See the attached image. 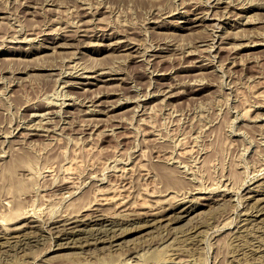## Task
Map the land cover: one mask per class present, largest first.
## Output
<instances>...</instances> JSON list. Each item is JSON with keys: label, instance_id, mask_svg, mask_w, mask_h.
I'll list each match as a JSON object with an SVG mask.
<instances>
[{"label": "rangeland", "instance_id": "rangeland-1", "mask_svg": "<svg viewBox=\"0 0 264 264\" xmlns=\"http://www.w3.org/2000/svg\"><path fill=\"white\" fill-rule=\"evenodd\" d=\"M249 1L0 0V167L4 169L6 166L4 164H9L16 153H30V156L36 157L40 163L39 166L35 158L33 163L31 162L35 165L31 170L36 169L32 172L36 174H33V180L29 178V174H24L26 177L22 175L21 171L24 173V170L17 169L20 172L16 170L18 173L13 172L14 175H12V172L0 168L1 180L8 179L10 176L14 179L17 173V179L12 180L15 191L12 195L15 201L19 200L17 196L22 195V200L19 201L26 202H23L24 205L26 204L25 208L33 207L31 202L34 204L35 199L39 206H35L37 205L35 203L33 207L35 210L29 209L30 218L37 222H34V227L31 226L33 223L31 222L30 226L16 232L10 231V225L11 227L21 225L30 218L19 222L14 221V223L10 217L11 208L9 209L7 204L8 208L5 207V210L2 207L0 264H130L131 262L135 264L136 261L138 264H264V109H262L264 107V9H253L246 11L247 13L240 9L251 3L264 6V0L255 2L251 0V3ZM99 2H102L104 7H101L100 13L92 18L91 14H87L88 10L91 11L89 6L95 8L100 6ZM207 3L221 7L218 12H223L217 15L218 17L220 15L222 19H214L212 13L214 6H211L209 14L206 15L204 9L209 10L206 8L209 7ZM228 10L231 12L227 13ZM165 11L168 14L160 16L159 13ZM95 17L101 19L98 25L93 24L96 25L97 36L80 35L88 31L93 33L91 24ZM259 17L262 18L259 19ZM79 18L88 21L82 25H79L81 21L74 26L65 24V22L78 21ZM61 24L64 27L63 31L58 29ZM26 28L29 29L28 32L34 33L21 34ZM20 29L22 32L18 34L17 31ZM59 30L68 37L63 35L62 39L53 43L49 36H59L60 32L54 33ZM43 31L51 32V35L43 34ZM114 31H128V36L119 34L121 35L119 40L102 38L103 33L110 34ZM13 33L15 35L17 33L18 37L12 38L10 35ZM230 35L232 38H229ZM31 38L35 39L30 41ZM128 38L137 42L134 48L140 47L139 52L133 50L131 47L133 43L127 45L130 42ZM58 43L65 46L57 45ZM121 44L122 46H119ZM161 47H168V49L158 53ZM190 50L193 51L188 54ZM156 53L158 56L155 55ZM42 65L45 67L29 69ZM103 71L105 73L102 75ZM70 72H76L82 76L74 77L73 85L65 81ZM114 91L115 93H111ZM96 95H99L100 99L94 104L90 99ZM39 98L49 100V105L55 103V106L42 110L26 107L27 104ZM144 100L148 102L145 103ZM68 103L77 104L73 107L68 106ZM116 104H120L121 107L114 108ZM245 108L248 114L245 113ZM99 109L101 111L98 113H86ZM257 113L261 118L257 121L250 120L255 118ZM30 127L35 128L29 132L37 134H28V136ZM9 130H11L10 133ZM67 142H70L69 145ZM18 144L21 145L18 146ZM65 145L68 147L64 148ZM8 146H10L9 150ZM16 147H19V150ZM6 148L7 152H5ZM73 148L78 151L76 152ZM180 149L181 153L186 152L185 155L177 153ZM188 149H190L189 152L186 151ZM23 150H25L24 153ZM76 156L82 159L77 160ZM39 157L41 160L38 159ZM126 157L127 160H125ZM139 157L141 158L138 159ZM178 157L183 161L181 162ZM47 159L52 162L48 163ZM125 161H128L127 164ZM79 162L81 163L78 164ZM138 162L140 164L145 162L146 167L149 166L152 169L154 167L155 170H164L163 166L167 168L168 164L169 167H176L174 170L177 171V177L178 174L181 176H179L180 181L177 180L175 185L183 186L181 185L183 182L184 186L187 185V189L183 186L184 188L176 194L169 189L174 188L169 187V183L159 185L153 177L144 178L143 181V170L138 167L140 166ZM61 163L64 166L67 163L66 168L69 164L75 165L71 167L72 169L68 168V171L71 170L70 173H66L67 169L65 170ZM123 163L126 168L128 167L127 173L118 170L124 165ZM52 164L54 170L50 174L53 175H45L48 172H43L42 168ZM78 165L81 167L79 168ZM185 166L188 172L185 171ZM63 169L65 175L73 174L74 176L71 175L73 178L67 180L68 182L64 180ZM25 171L28 173L27 170ZM91 172L95 174L91 176ZM96 174L99 178L95 176ZM124 175H128V178H123ZM139 175H142L141 178L136 177ZM105 176L106 179L103 180ZM62 179L66 183L60 182ZM1 180L0 194L2 195L9 190L3 188L2 183L5 182ZM125 180L126 182L129 180L130 184L129 182L127 184ZM34 181L39 184L37 185ZM18 183H22L21 186ZM34 184L36 186H33ZM198 184H200L199 187ZM189 185H192L193 190L191 188L189 190ZM142 186L146 189H141ZM36 187H38L37 190ZM159 188H164V192ZM19 190L23 191V194L21 191L20 194ZM53 193V199H49ZM208 193L214 198L210 200L211 203L206 204V200L197 199V195L204 196ZM101 194L113 196V199L107 200V203L105 200H97V197L101 198ZM163 194H169L168 196L172 197L176 195L173 197L174 200L175 197L183 198L184 202L176 212H169L171 215L168 220L162 222L161 227L144 226L142 223L145 221L137 218L138 214L135 213L151 207L154 200L165 197ZM182 194L186 196L183 197ZM28 197L30 199L27 202ZM193 197L195 201L192 200ZM173 199L171 198L172 201ZM123 200L126 202L122 203ZM198 201L200 204L194 211L189 212L190 214L182 210L189 206H196ZM11 202L9 204H12ZM131 202L132 204H129ZM140 203H144L146 207L141 209L138 207L142 205ZM84 205L86 208L91 205L90 208H96L108 214L110 219L116 220H113L112 224L102 219L98 222L94 221L90 219L93 209L84 210ZM166 207H168L167 204ZM7 210L9 214L5 213V215L12 221L6 217L4 220V212ZM131 210H135V213ZM38 211L44 213L38 214ZM49 218L50 221H48ZM77 218H85L86 221L84 223L73 221L68 226L82 229L77 232L69 231L61 237L62 231L59 229L64 227V221ZM137 219H140L141 223ZM3 221L5 222L2 224ZM55 225L60 226L59 229L57 228L58 231L53 230L56 229ZM135 225H137L136 230ZM106 226L112 229L114 226L115 231L105 229ZM108 232L120 234L121 237L115 241L119 244L112 246L111 241H103V243L100 241L102 238L109 237ZM97 235L102 238L95 241ZM86 238L89 239L86 240ZM132 249H140L139 253L143 254L138 256L141 255L142 258L132 257L130 260ZM164 256L168 260L163 258Z\"/></svg>", "mask_w": 264, "mask_h": 264}, {"label": "bare ground", "instance_id": "bare-ground-1", "mask_svg": "<svg viewBox=\"0 0 264 264\" xmlns=\"http://www.w3.org/2000/svg\"><path fill=\"white\" fill-rule=\"evenodd\" d=\"M209 1H211V0H209ZM232 1H234V0H232ZM255 1H259V0H253V2H255ZM184 2V1H183ZM186 2V1H185ZM230 2V1H229ZM237 2V1H236ZM243 2H244V0H243ZM246 2V1H245ZM250 3H251V0L249 1ZM217 3H219V2H217ZM232 3V2H231ZM264 3V2H263ZM208 4V3H207ZM249 4V3H248ZM98 5H100V6H97V7H91V6H89V8L91 9V11H87V14H91L92 16V18H94V16H96V14H98V13H100V9H101V7H104V5H102V2H99V4ZM102 5V6H101ZM204 5V4H203ZM209 5V7H206V8H209V10L208 11H206V9H204V11H205V13H206V15H208L209 14V11H210V9H211V6H214L215 7V9L214 10H212V13H213V17H214V19H222V17H220V15H219V17H218V13L220 14V12H223V11H219L218 12V10L221 8L219 5H216V4H208ZM226 5H228V4H226ZM230 5V4H229ZM228 5V6H229ZM207 6V5H206ZM36 7V6H35ZM239 7V6H238ZM213 8V7H212ZM229 8V7H228ZM227 8V9H228ZM84 9V8H83ZM227 9H225V10H227ZM236 9V8H235ZM241 10H242V12H246V11H250V10H253V9H264V6L263 5H261V4H258V3H251V4H249L248 6H245V7H242V8H240ZM94 10V11H93ZM222 10V9H221ZM224 10V11H225ZM171 11H173V9L171 10ZM201 11V10H200ZM229 12H227V13H230L231 11L230 10H228ZM233 11V10H232ZM77 12V11H76ZM226 12V11H225ZM255 12V11H254ZM258 12V11H257ZM260 12V11H259ZM165 13H167V11H165V12H163V13H159L160 14V16H162L163 14H165ZM173 13V12H172ZM204 13V12H203ZM204 13V14H205ZM247 13V12H246ZM77 14V13H76ZM168 14V13H167ZM184 14V13H183ZM196 14H197V12H196ZM199 14V13H198ZM226 14V13H225ZM261 14H263L262 12H261ZM203 15V14H202ZM211 15V14H210ZM222 15V14H221ZM224 15V14H223ZM222 15V16H223ZM239 15V14H238ZM75 16V15H74ZM253 16V15H252ZM76 17H78V16H76ZM196 17H198V16H196ZM208 17V16H207ZM161 18V17H160ZM162 18H164V17H162ZM260 18H262V17H259V19ZM98 19V20H97ZM205 19V18H204ZM256 19H257V17H256ZM75 20V19H74ZM101 19H99V18H97V17H95V19H94V21L91 19V21H93L92 22V24L91 25H93V24H95L96 23V25H98V22H101L100 21ZM165 20V19H164ZM81 21V23L79 24V25H82V24H85V22L86 21H88V20H82V18H79L78 19V21H70V22H65V24H67V25H71V26H74V25H78V24H75V23H77V22H80ZM158 22V21H157ZM190 22V21H189ZM159 23V22H158ZM200 23V22H199ZM213 23H215V22H213ZM212 23V24H213ZM218 23V22H217ZM161 24V23H160ZM160 24H158V25H160ZM196 24H198V23H196ZM196 24H194V25H196ZM216 24V23H215ZM96 25H93V28H92V30L91 31H93V33H89L90 31H88L87 29H85V30H87L88 31V33H85V34H80V35H87V36H97V33L95 32V30L97 29L96 28ZM218 25V24H217ZM161 26H163V25H161ZM185 26V25H184ZM189 26H191V25H189ZM214 26V25H213ZM66 27V26H65ZM68 27V26H67ZM58 29H61L62 31H63V29H64V27L62 26V24L59 26V28ZM125 29H126V27H125ZM128 29V28H127ZM81 30V29H80ZM79 30V31H80ZM244 30H246V29H244ZM29 31V29H25L24 30V32L23 33H21V34H30V33H34V32H28ZM60 32V30L59 31H56V32H54V33H59L60 32V35L59 36H53V35H51V32H46L45 33V31H43V34H49V35H51V36H49V38H52V42L53 43H57L58 42V40L59 39H62V37H63V35H65V36H67L68 37V35L67 34H63V32ZM120 31V30H119ZM119 31H114L113 33H103L102 34V38H107V39H110L111 40V38H116L115 40H117L118 38H121L120 36H119V34H122V35H124V37H127L128 36V34H127V32H119ZM126 31V30H125ZM131 31V30H130ZM16 31H14V33H15ZM19 32H22V29H20V30H18L17 31V33L19 34ZM229 32V31H228ZM248 32V31H247ZM12 34V35H10L12 38H17L18 37V34L16 33V35L15 34ZM214 33V32H213ZM227 33V32H226ZM231 33V32H230ZM249 33V32H248ZM4 34H5V32H4ZM42 34V33H41ZM242 34V33H241ZM244 34V33H243ZM242 34V35H243ZM246 34V33H245ZM35 35V34H34ZM38 35H39V33H38ZM215 35V34H214ZM247 36H248V34H246ZM252 35V34H251ZM9 36V37H10ZM213 36V35H212ZM223 36V35H222ZM236 36V35H235ZM240 36V35H239ZM27 37V35L25 36V38ZM223 37H226V36H223ZM229 37V36H228ZM250 37V36H249ZM248 37V38H249ZM133 38V37H132ZM132 38H128V41H130L127 45H129V44H131V43H133L134 45L133 46H131L132 48H133V50L134 51H138V49L140 48H134V47H136V41H133V39ZM209 38H211V36L209 37ZM208 38V39H209ZM213 38V37H212ZM215 38V37H214ZM229 38H232V36L230 35V37ZM242 38H243V36H242ZM247 38V39H248ZM35 38H31L30 39V41L31 40H34ZM70 39V38H69ZM127 39V38H126ZM236 39V38H235ZM68 40V39H67ZM119 40V39H118ZM121 40V39H120ZM124 41V40H123ZM113 42H114V40H113ZM136 42V43H135ZM118 43H120V42H118ZM57 45H62V46H65V45H63V44H57ZM66 45H71V44H66ZM112 45H113V43H112ZM127 45H125L126 47H127ZM138 45V44H137ZM119 46H122V44L121 45H119ZM113 47V46H112ZM116 48V47H115ZM33 49H35V47L33 48ZM42 49V48H41ZM168 49V47H161V48H159V50H158V53H161L162 51H165V50H167ZM222 49V48H221ZM191 51H193V50H190V51H188V54H189V52L191 53ZM139 52V51H138ZM144 54V53H143ZM192 54H193V52H192ZM155 55H157L158 56V54L156 53ZM147 61V60H146ZM45 66L44 65H42V66H40V67H30L29 69H41V68H44ZM197 67H199V66H197ZM79 68V67H78ZM87 69V68H86ZM23 70V69H22ZM89 70V69H88ZM110 70H113V69H110ZM24 71V70H23ZM94 71H96V70H94ZM114 71V70H113ZM118 71H120V70H118ZM20 72V71H19ZM112 72V71H111ZM110 72V73H111ZM103 73H105L104 71L103 72H101V74L103 75ZM107 73V72H106ZM118 73V72H117ZM108 74V73H107ZM99 75V74H98ZM100 76V75H99ZM74 77H82L81 76V74H76V72L75 73H72V72H70L68 75H67V79L65 80L67 83L68 82H70L71 83V85H73L75 82H73V78ZM88 77V76H87ZM117 79H119V78H117ZM89 83V82H88ZM199 89V88H198ZM111 93H115V91L114 92H111ZM108 94V93H107ZM147 95H149V94H147ZM99 95H96V97H94V98H89L91 101H93L94 102V104H95V102L97 101V100H99L100 99V97H98ZM77 98V97H76ZM103 100V99H102ZM138 100H139V96H138ZM49 101V100H48ZM48 101H46L45 99H37V100H35V101H33V102H31V103H29V104H27L26 105V107L27 108H29V109H33V110H42V109H44V108H46V107H53V106H55L54 104L53 105H49V102ZM105 101V100H104ZM114 101V100H113ZM64 101H62V103H63ZM144 102L146 103V102H148V100H144ZM92 103V102H91ZM100 103H101V101H100ZM104 103V102H103ZM76 104L77 103H73V104H70V103H68V106H73V107H75L76 106ZM82 104V103H81ZM84 104V103H83ZM137 104V103H136ZM138 104H140V102L138 103ZM254 104V103H253ZM1 105V104H0ZM63 105V104H62ZM146 105V104H145ZM94 106V105H93ZM252 106V105H251ZM250 106V107H251ZM61 107H63V106H61ZM115 107H121V105L119 104H116V105H114V108ZM249 107V108H250ZM255 107V106H254ZM3 108V107H2ZM111 108V107H110ZM113 108V109H114ZM125 108V107H124ZM138 108H139V106H138ZM259 108H261V106L259 107ZM262 109H264V107L262 108ZM251 110V109H250ZM70 111V110H69ZM91 111V110H90ZM99 111H101L100 109L99 110H92L91 112H86V113H92V114H94V113H98ZM118 111V110H117ZM121 111V110H120ZM137 111V110H136ZM247 110H246V108H245V113H247L248 114V112H246ZM248 111H249V109H248ZM257 112V111H256ZM48 113H51V112H48ZM259 113H257V115H258ZM246 115V114H245ZM255 116V118H253V119H250V120H252V121H257V119L258 118H261L260 117V114H259V116ZM252 118V117H251ZM87 119V118H86ZM92 120V119H91ZM89 121H90V119H89ZM88 121V122H89ZM84 122H85V120H84ZM92 123V122H91ZM82 124V123H81ZM97 124V123H96ZM95 124V125H96ZM19 125V124H18ZM29 125V124H28ZM27 125V126H28ZM90 125V124H89ZM40 126V125H39ZM80 126V125H79ZM85 126V125H84ZM31 127H33L32 125H31ZM30 127V128H31ZM37 127V126H36ZM86 127V126H85ZM35 128V127H34ZM34 128L32 129H30V130H28V133H27V135L29 134V135H32V134H37V133H30L31 131H33L34 130ZM25 129H26V127H25ZM36 129H38V128H36ZM45 129V128H44ZM87 129V128H86ZM48 131H49V129H47ZM10 131L11 130H9V133H10ZM25 131V130H24ZM30 131V132H29ZM153 131V130H152ZM151 131V132H152ZM6 132V131H5ZM22 132V131H21ZM27 132V131H26ZM2 133V132H1ZM13 133V132H12ZM24 133V132H23ZM155 133V132H154ZM3 134V133H2ZM147 134V133H146ZM21 135V134H20ZM28 135V136H29ZM24 136V135H23ZM21 137V136H20ZM60 138H62V137H60ZM161 138H163V137H161ZM22 139H23V137H22ZM27 139H29V138H27ZM180 140H182V139H180ZM180 140H178V141H180ZM1 141V140H0ZM2 141H6V140H2ZM70 141V140H69ZM146 141V140H145ZM177 141V142H178ZM11 142H12V140H11ZM176 142V143H177ZM20 143V142H19ZM23 143H25V142H23ZM68 143V142H67ZM70 143V142H69ZM69 143H68V145H69ZM22 144V143H21ZM20 144V145H21ZM27 144V143H26ZM140 144V143H139ZM175 144V143H174ZM182 144V143H181ZM19 144H18V146H20ZM29 145V144H28ZM177 145H179V144H177ZM2 146V145H1ZM3 146H4V143H3ZM2 146V147H3ZM27 146V145H26ZM30 146V145H29ZM63 146V145H62ZM84 146V145H83ZM9 147L10 146H8V150H9ZM14 147V146H13ZM25 147V146H24ZM66 147H68V146H66L65 145V147L64 148H66ZM181 147H184V146H181ZM1 148V147H0ZM16 148H18V150H19V147H16ZM21 148V147H20ZM60 148V147H59ZM159 148V147H158ZM158 148H156V149H158ZM12 149V148H11ZM23 149V148H22ZM21 149V150H22ZM25 149V148H24ZM28 149V148H27ZM29 149H30V147H29ZM50 149V148H49ZM73 149H75V148H73ZM156 149H155V151H156ZM166 149V148H165ZM176 149V148H175ZM175 149H173V150H175ZM177 149H178V147H177ZM185 149H187V148H185ZM185 149H184V151H185ZM2 150H4L3 148H2ZM7 150V148L5 149V152H7L6 151ZM51 150V149H50ZM154 150V149H153ZM168 150V149H167ZM183 150V149H182ZM12 151V150H11ZM14 151V150H13ZM31 151V150H30ZM54 151V150H53ZM75 151L77 152L78 150H76L75 149ZM135 151V150H134ZM144 151V150H143ZM160 151V150H159ZM169 151V150H168ZM167 151V152H168ZM172 151V150H171ZM175 151H177V150H175ZM174 151V152H175ZM186 151H190V149H188V150H186ZM4 152V151H3ZM10 152V151H9ZM16 152V151H15ZM25 152V150H23V153ZM26 152H27V150H26ZM32 152V151H31ZM132 152V151H131ZM163 152V151H162ZM173 152V151H172ZM14 153V152H13ZM80 153V152H79ZM135 153V152H134ZM133 153V154H134ZM156 153V152H155ZM158 153H160V152H158ZM164 153V152H163ZM177 153H179V155H180V153H181V149H180V151L179 152H177ZM183 153L184 152H182L181 153V155H183ZM186 153V152H185ZM185 153H184V155H185ZM1 154V153H0ZM10 154H12V153H10ZM9 154V155H10ZM33 154H34V151H33ZM132 154V153H131ZM141 154V153H140ZM165 154V153H164ZM166 154H168V153H166ZM176 154V153H175ZM3 155V154H2ZM13 155H15V154H13ZM35 155V154H34ZM36 155H38V154H36ZM49 155V154H48ZM47 155V156H48ZM75 155V154H74ZM73 155V156H74ZM76 155H78V154H76ZM135 155V154H134ZM155 155V154H154ZM172 155V154H171ZM1 156V155H0ZM8 156V155H7ZM33 156V155H32ZM32 156H30V153L29 154H21V153H16V155H15V157L13 158V160H11L10 162H9V164H7V163H5L4 165H6V166H4L5 168L3 169V168H1V169H3L4 171H6V170H8V171H10V173L12 172V175H14V173L15 172H20V170H24V173H23V171H21L22 172V175L23 176H25L26 174H29L28 176H29V178L31 177V179L33 180L34 178H32L33 177V174H35V173H33L32 174V172H34V171H36V169L35 170H31V168H32V166H35V165H33L32 163V161L34 160V158L36 159V157H32ZM39 156H41V154L39 155ZM45 156V155H44ZM50 156H51V154H50ZM49 156V157H50ZM138 156V155H137ZM142 156V155H141ZM144 156V155H143ZM156 156V155H155ZM161 156V155H160ZM2 157H4V156H2ZM57 157V156H56ZM77 157V156H76ZM176 157V156H175ZM11 158H12V156H11ZM41 158H42V156H41ZM44 158V157H43ZM69 158V157H68ZM68 158H66L67 160H69ZM78 158H81V157H77V160H79ZM117 158V157H116ZM130 158V155L128 156V159ZM141 157H139L138 159H140ZM170 158V157H169ZM168 158V159H169ZM174 158V157H173ZM178 158H180V157H178ZM9 159V158H8ZM38 159H40V157L38 158ZM44 159H46V158H44ZM59 159V158H58ZM58 159H54V160H58ZM82 159V158H81ZM135 159V158H134ZM148 159V158H147ZM158 159H160L159 157H158ZM2 160V159H1ZM41 160V159H40ZM48 160V163L49 162H52L51 160L49 161V159H47ZM52 160H53V158H52ZM72 160V159H71ZM75 160V159H74ZM119 160H121L120 159V157H119ZM119 160H117V161H119ZM122 160H124V159H122ZM125 160H127V157H126V159ZM131 160V159H130ZM182 159L180 158V161H181ZM6 161H7V159H6ZM5 161V162H6ZM9 161V160H8ZM37 161V162H36ZM38 161L39 160H35V162L36 163H38ZM83 161V160H82ZM114 161H115V159H114ZM134 161V160H133ZM140 161V160H139ZM167 161V160H166ZM183 161V160H182ZM181 161V162H182ZM32 162V163H31ZM34 162V163H35ZM45 162V161H44ZM43 162V163H44ZM47 162V161H46ZM61 162V161H60ZM62 162H65V161H62ZM70 162H73V161H70ZM76 163L78 162V161H75ZM124 162V161H123ZM126 162V161H125ZM128 162V161H127ZM127 162H126V164H127ZM146 162V161H145ZM139 163L138 162V164H140V166H138V167H140L142 170H143V181L145 180L144 178H147V179H150V178H148V177H153L154 178V180L155 181H157L156 183L157 184H159V185H162V184H166V183H169L170 185H169V187H174V188H169V189H172V191H174V192H176V194H177V192H179V191H181L184 187L186 188V186H184V184H183V182H181L182 184L181 185H183V186H177V185H175L176 183V181L178 180V181H180L179 180V176H181L180 174H178L179 176L177 177V171L176 170H174V168H176V167H174V168H172V167H169V164H168V167L166 168V166H163L164 167V170H155L154 169V165L152 166L153 167V169L152 168H149V166H145L146 165V163ZM162 162V161H161ZM169 162V161H168ZM175 162V161H174ZM192 162V161H191ZM2 163H3V161H2ZM54 163V162H53ZM81 162H79L78 164H80ZM119 163H121V162H119ZM150 163H151V161H150ZM153 163H154V161H153ZM194 163V162H193ZM39 164V166H40V163H38ZM46 164V163H45ZM55 165L57 164V163H54ZM63 163H61V166H64V165H62ZM65 164V163H64ZM117 164H118V162H117ZM116 164V165H117ZM124 164V163H123ZM132 164V163H131ZM136 164V163H135ZM148 164V163H147ZM165 164H167V163H165ZM171 164V163H170ZM174 165H175V163H173ZM190 164V163H189ZM2 165V164H1ZM49 165V164H48ZM45 166L44 167V169L42 168V170H43V172H48L47 174L45 173V175H49L50 173H52L51 171L52 170H54L52 167H53V164H52V166ZM51 165V164H50ZM54 165V166H55ZM67 163H66V167H67ZM75 165V164H74ZM73 165V166H74ZM190 165H193V164H190ZM44 166V165H43ZM42 166V167H43ZM64 166V167H65ZM73 166H70V164H69V167L71 168V167H73ZM79 166V165H78ZM137 166V165H136ZM176 166V165H175ZM181 166V165H180ZM37 167V166H36ZM35 167V168H36ZM63 167V168H64ZM64 168L65 170H66V173H70V171H68V168ZM81 166H79V168H80ZM107 167V166H106ZM105 167V168H106ZM110 167H111V165H110ZM133 167V166H132ZM134 167H135V165H134ZM137 167V168H138ZM184 167V166H183ZM189 167V166H188ZM190 167H192V166H190ZM30 168V169H29ZM38 168V167H37ZM41 168V167H40ZM69 168V169H70ZM114 168H116L115 167V164H114ZM117 168H118V165H117ZM128 168V167H127ZM126 167H125V164L124 165H122V167H119V169L118 170H122L123 172L125 171L126 173L128 172V170H126L127 169ZM140 168H138V169H140ZM1 169H0V171H1ZM17 169H20V170H17ZM60 169H62V167L60 168ZM64 169H63V173L62 174H64ZM72 169V168H71ZM75 169V168H74ZM77 169V168H76ZM75 169V170H76ZM110 169V168H109ZM112 169H113V167H112ZM132 169V168H131ZM133 169H135V168H133ZM138 169H137V172H138ZM140 169V170H141ZM160 169V168H159ZM180 170H181V168H179ZM185 169H186V166H185ZM2 170V171H3ZM17 170V171H16ZM25 170H27V172L28 173H25L26 171ZM38 170V169H37ZM41 170V171H42ZM79 170V169H78ZM107 170V169H106ZM179 170V171H180ZM188 170V168L185 170V171H187ZM189 170H191V169H189ZM111 171V170H110ZM117 171V170H116ZM179 171H178V173H179ZM183 171V170H182ZM14 172V173H13ZM17 172V173H18ZM40 172V171H39ZM54 172V171H53ZM61 172V171H60ZM73 172V171H72ZM75 172V171H74ZM77 172V171H76ZM96 172V171H95ZM121 172V171H120ZM132 172V171H131ZM136 172V171H135ZM140 172V171H139ZM188 172V171H187ZM192 172V171H191ZM17 173L15 174L16 176H17ZM38 173V172H37ZM42 173V172H41ZM58 173H59V171H58ZM57 173V174H58ZM65 173V174H66ZM102 173V172H101ZM112 173V172H111ZM25 174V175H24ZM32 176H31V175ZM64 174V180L65 181H69L71 178H73L74 176H73V174H67V175H65ZM95 173H93L92 174V172H91V176L92 175H94ZM121 174H123L122 172H121ZM121 174H120V176H121ZM186 174V173H185ZM192 174H194V172H192ZM36 175V174H35ZM39 175H40V173H39ZM39 175H37V176H39ZM50 175H53V174H50ZM49 175V176H50ZM74 175H76V173L74 174ZM105 175V174H104ZM107 175V174H106ZM114 175L116 176V174L114 173ZM126 175V174H125ZM124 175V177L123 178H125V179H127L128 178V175L127 176H125ZM142 175H139V176H136V177H140L141 178V176ZM16 176H15V178H16ZM19 176H21V174H19ZM19 176H18V178H19ZM22 176V177H23ZM55 176V175H54ZM59 176V175H58ZM87 176H89V174L87 175ZM95 176H97V174L95 175ZM101 176H103L102 174H101ZM100 176V177H101ZM110 176V175H109ZM108 176V177H109ZM186 176H187V174H186ZM26 177V176H25ZM45 177V176H44ZM62 177V176H61ZM77 177V176H76ZM98 177V176H97ZM131 177V176H130ZM185 177V176H184ZM14 178V179H15ZM40 178V177H39ZM46 178L48 179V177L46 176ZM56 178H58V177H56ZM56 178H55V180H56ZM78 178V177H77ZM80 178V177H79ZM96 178V177H95ZM99 178V177H98ZM102 178V177H101ZM122 178V177H121ZM132 178H133V176H132ZM140 178L138 179V180H140ZM181 178V177H180ZM196 178V177H195ZM14 179H12V177L10 176L8 179H4V180H1V182L2 181H4L5 183L3 184L2 183V185H3V188H5V190L6 189H8L9 191H6L5 193H3L1 196H3V198L0 196V211L2 210V207H4V209L3 210H5V207L6 208H8L7 206H6V204L9 206V209L11 208V213H10V217H11V219H13V221L10 219V218H7L6 216L7 215H5V213L6 214H9V211H8V213H7V211H5L4 212V220H6V218L7 219H9V220H11L12 222H14V221H16V222H19V221H22V220H24L25 218H30V215H29V209H34L33 207H34V205H35V203H37V201H36V199H35V201H34V204L31 202V204H32V206L33 207H31V204L29 205L31 208H25L24 206L26 205H24L23 204V202H25L24 200H23V202L22 201H19L20 199H21V196L19 197V196H17V199H19V200H17V201H15V197L12 195V194H14L15 193V191L13 190V185H12V180H14ZM17 179V178H16ZM20 179V178H19ZM19 179H18V181H19ZM24 179V178H23ZM26 180H27V178H25ZM30 179V180H31ZM36 179H38V177H36ZM45 179V178H44ZM43 179V180H44ZM50 179V178H49ZM54 179V178H53ZM104 179H106V176H105V178H103V180ZM118 179V178H117ZM130 179V178H129ZM134 179H136V178H134ZM134 179H133V181H134ZM146 179V180H147ZM182 179H183V177H182ZM181 179V180H182ZM9 181V183H8V181ZM29 180V179H28ZM29 180V181H30ZM40 180V179H39ZM75 179H73V181H74ZM99 180V179H98ZM197 180V179H196ZM245 180H247V179H245ZM25 181V180H24ZM28 181V182H29ZM35 181H37V180H35ZM34 181V182H35ZM57 181H59V180H57ZM56 181V182H57ZM63 181V179L60 181V182H62ZM65 181H63L62 183H64ZM67 181V182H68ZM86 180H84V182H85ZM100 181V180H99ZM102 181V180H101ZM123 181V180H122ZM121 181V182H122ZM131 181V180H130ZM154 181V182H155ZM186 181H189V180H186ZM191 181H193V180H191ZM14 182V181H13ZM16 182V181H15ZM20 182V181H19ZM22 182V181H21ZM41 182V181H40ZM46 182V181H45ZM56 182H54L55 184H56ZM74 182H77V181H74ZM125 182H126V180H125ZM125 182L123 183V184H125ZM128 182H129V180L126 182L127 184H128ZM138 182V181H137ZM140 182H142V180L140 181ZM11 183V184H10ZM36 183V182H35ZM66 183V182H65ZM71 183V182H70ZM69 183V184H70ZM105 183V182H104ZM120 183V182H119ZM132 183H134V182H132ZM191 183V182H190ZM244 183V182H243ZM20 186H21V184L20 183H18ZM29 184V183H28ZM32 184H33V182H32ZM37 185L39 184V182L38 183H36ZM40 184H42V182L40 183ZM59 184H61V183H59ZM129 184H130V182H129ZM142 184V183H141ZM156 184V185H157ZM179 184V183H178ZM195 184V183H194ZM15 185V184H14ZM63 185V184H62ZM72 185V184H71ZM97 185V184H96ZM133 185H135V184H133ZM199 185L200 184H198V187H199ZM202 185V184H201ZM226 186H227V184H225ZM243 185V184H242ZM245 185V184H244ZM1 186V185H0ZM16 186V185H15ZM33 186H36L35 184L33 185ZM69 187H70V185H68ZM76 186H79V185H76ZM100 186V185H99ZM116 185H114V187H115ZM118 186H119V184H118ZM136 186V185H135ZM168 186V185H167ZM190 187H189V190H191L192 189V185H189ZM193 186H195V185H193ZM250 186V185H249ZM41 187V186H40ZM42 187H44V186H42ZM110 187H112L113 188V186H110ZM117 187V186H116ZM162 187V186H161ZM166 187V186H165ZM196 187V186H195ZM202 187H204L205 188V186H202ZM228 187V186H227ZM243 187V186H242ZM241 187V188H242ZM2 188V189H3ZM15 188V187H14ZM55 188V187H54ZM57 188V187H56ZM78 188V187H77ZM99 188V187H98ZM128 188V187H127ZM140 188V187H139ZM148 188V187H147ZM168 188H167V190H168ZM191 188V189H190ZM250 188V187H249ZM259 188V187H258ZM18 189V188H17ZM38 189V187H36V190ZM44 189V188H43ZM46 189V188H45ZM49 189V188H48ZM58 189V188H57ZM64 189V188H63ZM69 189V188H68ZM100 189V188H99ZM99 189H97L98 191H99ZM110 188H108V190H109ZM125 189H126V187H125ZM138 189V188H137ZM141 189H146V187L144 186H142L141 187ZM160 189V188H159ZM164 189V188H163ZM163 189H160V190H162V192H164L163 191ZM187 189V188H186ZM195 189V188H194ZM197 189V188H196ZM195 189V190H196ZM211 189V188H210ZM209 189V190H210ZM214 189V188H213ZM217 189V188H216ZM215 189V190H216ZM225 189H227V188H225ZM232 188H230V190H231ZM4 190V189H3ZM35 190V191H36ZM54 190H56V189H54ZM74 190V189H73ZM94 190H96L95 189V187H94ZM93 190V191H94ZM107 190V191H108ZM166 190V189H165ZM189 190H188V193H190L189 192ZM193 190V189H192ZM198 190V189H197ZM203 190V189H202ZM205 190V189H204ZM219 190H220V188H219ZM224 190V189H223ZM258 190V189H257ZM263 190V189H262ZM21 190H19V192H20ZM40 191V190H39ZM69 191V190H68ZM104 191V190H103ZM102 191V192H103ZM106 191V190H105ZM138 191V190H137ZM143 191V190H142ZM171 191V190H170ZM184 191V190H183ZM187 191V190H186ZM207 192H208V187H207V190H206ZM218 191V190H217ZM233 191V190H232ZM237 191V190H236ZM235 191V192H236ZM1 192V191H0ZM14 192V193H13ZM22 192V194H23V191H21ZM21 192H20V194H21ZM29 192H30V190H29ZM31 192H32V190H31ZM37 192V191H36ZM53 192V191H52ZM57 192V191H56ZM56 192H54V193H56ZM64 192V191H63ZM67 192V191H66ZM74 192H75V190H74ZM108 192H110V191H108ZM139 192V191H138ZM145 192H146V190H145ZM154 192V191H153ZM153 192H152V194H153ZM174 192L172 193V194H174ZM203 192H205V191H203ZM211 192H213L212 190H211ZM229 192V191H228ZM241 192V191H240ZM18 193V192H17ZM16 193V194H17ZM26 193V192H25ZM34 193V192H33ZM41 193V192H40ZM54 193H53V196L51 197V195H50V197H49V199H53V197H54ZM71 193V192H70ZM76 193V192H75ZM75 193H73V194H75ZM147 193V192H146ZM156 193V192H155ZM158 193V192H157ZM160 193V192H159ZM181 193V192H180ZM192 193V192H191ZM218 193V192H217ZM221 193H223V192H221ZM27 194H29V193H27ZM27 194H24V195H27ZM39 194V193H38ZM43 194H45V193H43ZM58 194V193H57ZM64 194H65V192H64ZM72 194V193H71ZM98 194V193H97ZM185 194H186V192H185ZM184 194V195H185ZM204 194H206V193H204ZM220 194V193H219ZM247 194V193H246ZM160 195H161V193H160ZM163 195H165V197L164 198H160V199H158L157 198V200H154V204L153 205H151V207H149V208H147L146 210L144 209V210H138V212L137 213H135V210L134 211H132L133 213H135L136 215L138 214V217L137 218H140L141 220H143V221H145V223H142L144 226H160V225H163L162 224V222L164 221V220H168V218H169V216L171 215V213L169 214V212L170 211H175L176 212V210L181 206V204L184 202V199L183 198H178V199H176V197H175V200L173 199V197L174 196H176V195H174L173 197L170 195V196H168L169 194H163ZM184 195L182 194V196L184 197ZM187 195H189V194H187ZM197 195V194H196ZM227 195V194H226ZM251 195V194H250ZM36 196H37V194H36ZM42 196V195H41ZM44 196V195H43ZM57 196V195H56ZM62 196V195H61ZM82 196V195H81ZM97 196V195H96ZM95 196V197H96ZM99 196V195H98ZM101 196V198H98L97 197V200L98 199H101V200H105L104 202L105 203H107V200H112L113 198V196H110V195H103L102 196V194L100 195ZM99 196V197H100ZM162 196V195H161ZM180 196V195H179ZM186 196V195H185ZM219 196V195H218ZM221 196V195H220ZM225 196V195H224ZM239 196H241V195H239ZM244 196V195H243ZM247 196H249V195H247ZM26 197V196H25ZM25 197H24V199H25ZM34 197V196H33ZM46 197V199H47V196H45ZM45 197H44V199H45ZM84 197V196H83ZM119 197V196H118ZM125 197V199H126V196H124ZM215 197V196H214ZM223 197V196H222ZM231 197V196H230ZM232 197H233V195H232ZM59 198H61V197H59ZM171 198L173 199V201L171 200ZM187 198V197H186ZM30 199V197H28V199H26V201L28 202V200ZM37 199H38V196H37ZM116 199H117V197H116ZM115 199V200H116ZM122 199H123V197H122ZM197 199H204V200H206L207 201V203L206 204H209V203H211V201L210 200H212V199H214L213 198V195H211V194H207V195H202V194H200L199 196L197 195ZM243 199H244V197H243ZM7 200V201H6ZM22 200V199H21ZM41 200H42V197H41ZM48 200V199H47ZM55 200V199H54ZM81 200H82V197H81ZM80 200V201H81ZM96 200V201H97ZM127 200H128V198H127ZM170 200V201H169ZM192 200H194V197H193V199ZM196 200V199H195ZM194 200V201H195ZM216 200H217V197H216ZM215 200V201H216ZM220 200V199H219ZM226 200V199H225ZM241 200V199H240ZM249 200V199H248ZM12 201V202H11ZM43 201V200H42ZM51 201V200H50ZM92 201V200H91ZM129 201V200H128ZM222 201H223V199H222ZM243 201V200H242ZM245 201V200H244ZM12 203V204H9V203ZM30 202V201H29ZM93 202H94V204H95V201H94V199H93ZM124 202H126V200H123L122 201V203H124ZM202 202V201H201ZM218 202V201H217ZM223 202H225V201H223ZM26 203V202H25ZM42 203V202H41ZM88 203V202H87ZM99 203V202H98ZM120 203V202H119ZM168 205V207H166V204ZM195 203V202H194ZM193 203V204H194ZM196 203H198V204H196V206L195 205H193V206H189V207H187V208H184V209H182V210H184V211H186V212H191V211H194L196 208H197V206L200 204L199 203V201L198 202H196ZM204 203V202H203ZM237 203V202H236ZM235 203V204H236ZM92 204V206H93V203H91ZM100 204V203H99ZM104 204V203H103ZM126 205H128L127 203H125ZM129 204H132V202L131 203H129ZM140 204H142V203H140ZM245 204V203H244ZM43 204H41V206H42ZM135 205V204H134ZM204 205V204H203ZM35 206H38V203H37V205H35ZM121 206V205H120ZM129 207L131 206V205H128ZM238 206V205H237ZM248 206V205H247ZM258 206V205H257ZM39 207V206H38ZM91 207V205H89V206H87V208H86V206L84 205V210H89V209H93V208H90ZM127 207V206H126ZM138 207H141V209H143L142 207H146L145 206V204L143 203L141 206H139L138 205ZM239 207V206H238ZM256 207V206H255ZM259 207H261L260 205H259ZM98 208V207H97ZM128 208V207H127ZM251 208V207H250ZM254 208V207H253ZM253 208H251V209H253ZM264 208V207H263ZM39 209V208H38ZM43 209V208H42ZM96 209V208H95ZM93 209V210H91V212H92V215L90 216V219H92V220H94V221H99V220H103V221H109V223L108 224H112L113 223V220L112 219H110V217L108 216V214H106V213H103V212H100V211H98V209ZM126 209V208H125ZM257 209H259V208H257ZM35 210V209H34ZM81 210H83V208L81 209ZM100 210V209H99ZM123 210V209H122ZM255 210V209H254ZM36 211H37V209H36ZM258 211V210H257ZM260 211V210H259ZM258 211V212H259ZM31 212V211H30ZM43 212V211H42ZM41 211H40V213H39V211H38V214H41L42 213ZM69 212V211H68ZM72 212V211H71ZM71 212H70V214H71ZM78 212H79V210H78ZM82 212V211H81ZM90 212V213H91ZM120 212V211H119ZM123 212H125V211H123ZM131 212V213H132ZM1 214H3L2 212H0ZM33 214H34V211L32 212ZM44 213V212H43ZM89 213V212H88ZM121 213V212H120ZM127 213V212H126ZM130 213V212H129ZM132 213V214H133ZM187 213V214H188ZM246 213V212H245ZM253 212H251V214H252ZM0 214V215H1ZM32 214V215H33ZM74 214H75V212H74ZM123 214V213H122ZM128 214V213H127ZM132 214H130V215H132ZM172 214H173V212H172ZM179 214V213H178ZM190 214V213H189ZM247 214V213H246ZM61 215V214H60ZM76 215V214H75ZM78 215V214H77ZM118 216H119V214H117ZM123 215H125V216H129V215H126V214H123ZM177 215V214H176ZM180 215V214H179ZM1 216H3V215H1ZM8 216V217H9ZM14 216V218H12ZM36 216V215H35ZM87 216H89V215H87ZM117 216V217H118ZM121 216V215H120ZM124 216V217H125ZM186 216V215H185ZM6 217V218H5ZM39 217V216H38ZM75 217V216H74ZM109 217V218H108ZM122 217V216H121ZM134 217V216H133ZM178 217V216H177ZM182 217H183V215H182ZM181 217V218H182ZM16 218V219H15ZM55 218H57V216L55 217ZM63 218V217H62ZM116 218V217H115ZM119 218V217H118ZM127 218V217H126ZM126 218H124V219H126ZM175 218H176V216H175ZM180 218V219H181ZM15 219V220H14ZM41 219V218H40ZM54 219V218H53ZM128 219V218H127ZM126 219V220H127ZM130 219V218H129ZM132 219V218H131ZM140 219H137V220H139V222H140ZM179 219V218H178ZM249 219V218H248ZM247 219V220H248ZM9 220H8V222H9ZM52 220V219H51ZM116 220V219H115ZM114 220V221H115ZM252 220V219H251ZM38 221V220H37ZM40 221V220H39ZM48 221H50V218H49V220ZM73 221H78V222H80V223H84L85 221H86V219L85 218H81V219H75V220H72V219H69V220H67V221H64L65 223H63V225H64V227H62V228H58V227H60L59 225H55V227H56V229H53V230H57V228L59 229V231H62V234H61V237H62V235L63 234H66L67 232H69V231H80L82 228H77V229H75L76 227H73V228H70V226H68V224L70 223L71 224V222H73ZM135 221V220H134ZM174 221H176L175 219H174ZM1 222V221H0ZM5 221H3L2 222V224L4 223ZM7 222V223H8ZM31 222H33L32 223V225L31 226H33L34 227V222H36L35 221V219H31L30 218V220L29 221H25L24 223H22L21 225H19L18 224V226H14V227H11V225H10V231H19L20 229H22V228H25V227H27L28 225L30 226V224H31ZM170 222V221H169ZM250 222V221H249ZM11 223V222H10ZM15 223V222H14ZM37 223V222H36ZM48 223V222H47ZM100 223V222H99ZM141 223V222H140ZM6 224V223H5ZM13 224V223H12ZM50 224V223H49ZM53 224H54V222H53ZM56 224V223H55ZM87 224V223H86ZM85 224V225H86ZM136 224V223H135ZM39 225V223L37 224V226ZM78 225H80V224H78ZM6 226V225H5ZM8 226V225H7ZM65 226H67V227H65ZM77 226V225H76ZM134 226V225H133ZM136 226L137 225H135V230H136ZM143 226V227H144ZM4 227V226H3ZM9 227V226H8ZM39 227V226H38ZM42 228L44 227V226H41ZM40 227V228H41ZM52 227V226H51ZM100 227H103V226H100ZM99 227V228H100ZM128 227V226H127ZM127 227H124V228H127ZM161 227V226H160ZM41 228V229H42ZM94 228V227H93ZM98 228V227H97ZM108 227L106 226L105 227V229H107ZM117 228H118V226H117ZM116 228V229H117ZM132 228V227H131ZM134 228V227H133ZM149 228V227H148ZM4 229H5V227H4ZM3 229V230H4ZM95 229V228H94ZM104 229V228H103ZM109 230L111 229V231L113 230V231H115L114 230V226H113V229H112V227H109L108 228ZM139 229V228H138ZM137 229V230H138ZM241 229V228H240ZM24 230V229H23ZM117 230H119V228L117 229ZM122 230V229H121ZM9 230H7V232H8ZM50 231V230H49ZM49 231H47V232H49ZM58 231V230H57ZM103 230L101 229V232H102ZM105 231V230H104ZM108 231V230H107ZM127 231V230H126ZM126 231L124 232V233H126ZM130 231V230H129ZM134 231V230H133ZM140 231V230H139ZM239 231V230H238ZM98 232H99V230H98ZM100 232V233H101ZM123 232V231H122ZM121 232V233H122ZM51 233H53V232H51ZM56 233H58V232H56ZM55 233V234H56ZM75 233V232H74ZM80 233V232H79ZM132 233V232H131ZM142 233H143V231H142ZM236 233V232H235ZM91 234V233H90ZM108 235L110 234L109 232L107 233ZM127 234H128V232H127ZM240 234V233H239ZM1 235H2V233H1ZM4 235V234H3ZM7 235H8V233H7ZM12 235V234H11ZM59 235V234H58ZM96 235V234H95ZM94 235V236H95ZM104 235H105V233H104ZM111 235V236H110ZM109 235V237L108 238H102L100 235H97V239L95 240V241H97V240H99L100 238H102L100 241H102V243H103V241H111V245L112 246H115V245H117V244H119L118 242L117 243H115V241H117L118 240V237H121L120 236V234L119 233H115V234H110ZM123 235V234H122ZM10 236V235H9ZM13 236H14V234H13ZM17 235H15V237H16ZM68 236V235H67ZM74 236V235H73ZM76 236V235H75ZM91 236V235H90ZM89 236V237H90ZM94 236H92V238L94 237ZM4 237V236H3ZM66 237V236H65ZM111 237H113V238H111ZM21 238V237H20ZM19 238V239H20ZM70 238V237H69ZM96 238V237H95ZM150 238V237H149ZM18 239V240H19ZM60 239V238H59ZM72 239V238H71ZM87 239H89V238H86V240ZM93 240V239H92ZM145 240V239H144ZM17 241V240H16ZM23 241V240H22ZM20 242H21V240H20ZM19 242V243H20ZM70 242V241H69ZM88 242V241H87ZM92 242V241H91ZM90 243V242H89ZM93 243V242H92ZM97 243V242H96ZM150 243V242H149ZM149 243H147V244H149ZM161 243V242H160ZM8 245H9V243H7ZM62 244V243H61ZM68 244V243H67ZM98 244H100V243H98ZM152 244V243H151ZM153 244H155V242L153 243ZM63 245H65V243L63 244ZM74 245H75V242H74ZM146 245V244H145ZM77 246H79L78 244H77ZM92 246H93V244H92ZM96 246V245H95ZM99 246V245H98ZM151 246V245H150ZM63 247V246H62ZM65 247V246H64ZM67 247V246H66ZM89 247V246H88ZM90 247H91V245H90ZM97 247V246H96ZM81 248H82V246H81ZM138 249V248H137ZM86 250V249H85ZM133 250V249H132ZM135 250V249H134ZM131 251L130 253H131V257H130V260H131V258L132 257H140V256H138V254H143V253H139V250H135V251ZM87 251H89L88 249H87ZM126 254H129V252L127 253L126 252ZM120 255H122V254H120ZM169 255V254H168ZM119 256V255H118ZM127 256V255H126ZM144 256V255H143ZM262 256V255H261ZM264 256V255H263ZM121 257V256H120ZM123 257V256H122ZM125 257V256H124ZM123 257V258H124ZM145 257V256H144ZM147 257V256H146ZM170 257V256H169ZM127 258V257H126ZM140 258H142V257H140ZM163 258H165V256L163 257ZM168 258V257H167ZM134 259V258H133ZM136 259V258H135ZM166 259V258H165ZM129 260V262H131ZM166 260H168V259H166ZM123 261V260H122ZM138 261H139V259H138ZM121 262V261H120ZM124 262V261H123ZM127 262H128V260H127ZM141 262V261H140ZM168 262H170V261H168ZM122 263V262H121ZM135 264L137 263V261L136 262H134ZM124 264V263H123ZM126 264V263H125ZM128 264V263H127ZM130 264H132V262L130 263ZM138 264V263H137ZM140 264V263H139ZM161 264V263H160ZM163 264V263H162ZM168 264V263H167Z\"/></svg>", "mask_w": 264, "mask_h": 264}]
</instances>
